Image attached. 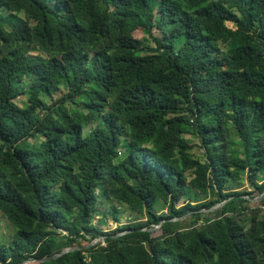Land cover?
I'll return each mask as SVG.
<instances>
[{"label": "trees", "instance_id": "1", "mask_svg": "<svg viewBox=\"0 0 264 264\" xmlns=\"http://www.w3.org/2000/svg\"><path fill=\"white\" fill-rule=\"evenodd\" d=\"M242 180L263 193L264 0H0V264H264ZM104 201L144 221L104 232Z\"/></svg>", "mask_w": 264, "mask_h": 264}, {"label": "rangeland", "instance_id": "2", "mask_svg": "<svg viewBox=\"0 0 264 264\" xmlns=\"http://www.w3.org/2000/svg\"><path fill=\"white\" fill-rule=\"evenodd\" d=\"M227 25L229 27L232 26L231 23H227ZM31 53H34V52L31 51ZM91 128H92L91 125L84 127L83 133L87 134L88 131L91 130ZM185 139L187 140L189 145L192 147L191 152L200 158L202 155V152H201V148H200V145H199L197 138L187 135V136H185ZM120 153H122L121 155L124 154L122 151H120ZM230 184H232L233 190H235L237 192H249V193H251V196H248V197L255 199L253 201H250L248 204L251 208L258 206L260 201H262L264 199V196L261 197L262 193L259 194L256 190H252V188H250V186H248V184L243 180L239 184L234 183V182L230 183ZM192 197H193V195H192ZM196 197L197 198L194 199L196 202L193 204L206 201V197L199 196V195H197ZM192 200H193V198H192ZM181 205H182V201L178 203L177 207H180ZM111 206H116L119 208L117 220H115V221L112 220V218L109 214H107V211ZM155 210L160 215H165L167 212L166 207L161 204V201H157V204L155 206ZM104 214H106V215L104 216ZM97 215L98 216L96 218H94V223L98 224L99 225L98 227L104 232L114 231L117 228H119L120 226L126 225L127 223H137L139 221L140 222L144 221L143 219L141 220L135 214L130 213L125 206H123L121 204H116L115 202H110V201H104L100 205V211L98 212ZM100 220H102V222H100ZM189 226H190L189 222L180 223L181 228H188ZM152 233L158 234L159 233L158 228L152 230ZM13 234H14L13 227H11L10 224L0 214V240H1L0 242L4 245L8 246L10 244V242L12 241ZM87 245L88 244H86L82 247H85Z\"/></svg>", "mask_w": 264, "mask_h": 264}, {"label": "water", "instance_id": "3", "mask_svg": "<svg viewBox=\"0 0 264 264\" xmlns=\"http://www.w3.org/2000/svg\"><path fill=\"white\" fill-rule=\"evenodd\" d=\"M262 196H264V191H263V193L261 194V197H262ZM249 200H250V201H253V200H255V199L249 198ZM225 202H226V201H223V202H221V203H219V204L213 206V207H212L211 209H209L208 211L210 212V211H214V210L220 208L221 205H223ZM183 218H184V216L181 217L180 219H183ZM175 220H176V219H171V221H175ZM161 223H163V221L160 222V224H161ZM160 224H159V225H160ZM159 225H156V226H154L153 228L148 229V231L151 232L152 230L158 228ZM120 235H122V234H117L116 236H120ZM102 239H103V237L96 238V239H94L92 242H90V244H88L87 246H85V247H83V248L92 247V246H94L95 244H97V243H98L100 240H102ZM69 251H71V250H70V249H64L63 251H61V252L58 253V254H55V255L50 256V257H47V258H42L40 261H41V262H45V261H47V260H49V259H55V258H57V257H59V256H61V255H63V254H65V253H67V252H69ZM32 262H34V261H23V262H21V263H19V264H28V263H32Z\"/></svg>", "mask_w": 264, "mask_h": 264}]
</instances>
